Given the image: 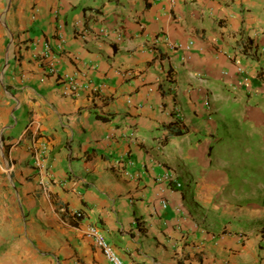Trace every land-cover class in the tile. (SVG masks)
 <instances>
[{
  "label": "crops",
  "instance_id": "obj_1",
  "mask_svg": "<svg viewBox=\"0 0 264 264\" xmlns=\"http://www.w3.org/2000/svg\"><path fill=\"white\" fill-rule=\"evenodd\" d=\"M248 170L264 0H0V264H111L92 224L127 264H264Z\"/></svg>",
  "mask_w": 264,
  "mask_h": 264
},
{
  "label": "rangeland",
  "instance_id": "obj_2",
  "mask_svg": "<svg viewBox=\"0 0 264 264\" xmlns=\"http://www.w3.org/2000/svg\"><path fill=\"white\" fill-rule=\"evenodd\" d=\"M234 101L231 100L230 103L227 104L228 110L226 111L227 119L225 123L220 122L219 123V135L224 136L225 138L222 140L220 147L222 148L223 152L227 150L228 148H231L234 153H241V147H244V142L240 137H238L236 134L231 135L232 133H238L240 130L247 129L244 124L240 121H238L236 114L234 115V110L232 109L235 107ZM224 111V110H223ZM247 132V131H246ZM253 149H257V146H253ZM238 154V156H240ZM250 157V156H249ZM255 165H258L255 163ZM252 166H250L251 169ZM244 173V177L248 179L254 180L255 183L262 184L264 183V170H254L250 171L248 170L247 172H242ZM254 177V178H253ZM192 187V185H190ZM190 193H193V189L191 188Z\"/></svg>",
  "mask_w": 264,
  "mask_h": 264
},
{
  "label": "built area",
  "instance_id": "obj_3",
  "mask_svg": "<svg viewBox=\"0 0 264 264\" xmlns=\"http://www.w3.org/2000/svg\"><path fill=\"white\" fill-rule=\"evenodd\" d=\"M193 45H194V41L190 40L186 44L182 42H178L174 44L173 47L189 50L191 47H193ZM237 68L239 72L241 73L244 72L243 66L239 65ZM77 88H78L77 84H74L71 86L72 91L77 90ZM206 104L208 105L207 101H206ZM171 175H172L171 173L167 174V177L165 176L166 177L165 179L168 180L169 177H171ZM76 212L80 213L79 211H76ZM85 232H86V235L89 236L93 240L95 246L102 250L104 256L107 258V260L111 264H127L122 259V257L119 255V253L116 251L115 247L110 242H108L104 233L97 225L95 224L89 225Z\"/></svg>",
  "mask_w": 264,
  "mask_h": 264
},
{
  "label": "trees",
  "instance_id": "obj_4",
  "mask_svg": "<svg viewBox=\"0 0 264 264\" xmlns=\"http://www.w3.org/2000/svg\"><path fill=\"white\" fill-rule=\"evenodd\" d=\"M147 5H149V2L147 1ZM172 130L171 131H173V133H175V134H183V133H185L187 130L184 128V126H183V124H181V125H177L176 124V122H174L173 124H172V128H171Z\"/></svg>",
  "mask_w": 264,
  "mask_h": 264
}]
</instances>
